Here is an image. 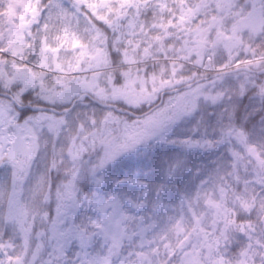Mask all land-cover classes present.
Returning a JSON list of instances; mask_svg holds the SVG:
<instances>
[{
  "label": "snow or ice",
  "instance_id": "obj_1",
  "mask_svg": "<svg viewBox=\"0 0 264 264\" xmlns=\"http://www.w3.org/2000/svg\"><path fill=\"white\" fill-rule=\"evenodd\" d=\"M0 264H264V0H0Z\"/></svg>",
  "mask_w": 264,
  "mask_h": 264
},
{
  "label": "rangeland",
  "instance_id": "obj_2",
  "mask_svg": "<svg viewBox=\"0 0 264 264\" xmlns=\"http://www.w3.org/2000/svg\"><path fill=\"white\" fill-rule=\"evenodd\" d=\"M18 11H20V9L17 7L16 3L13 2V3L9 6V8L7 9V15H8L9 17H15V16L17 15ZM245 102H247V101H245Z\"/></svg>",
  "mask_w": 264,
  "mask_h": 264
},
{
  "label": "clouds",
  "instance_id": "obj_3",
  "mask_svg": "<svg viewBox=\"0 0 264 264\" xmlns=\"http://www.w3.org/2000/svg\"><path fill=\"white\" fill-rule=\"evenodd\" d=\"M240 3L243 5V4H246L247 3V0H240ZM247 103V102H246Z\"/></svg>",
  "mask_w": 264,
  "mask_h": 264
}]
</instances>
